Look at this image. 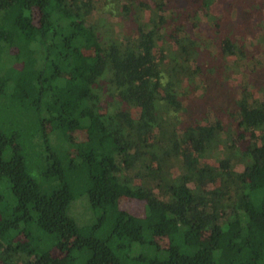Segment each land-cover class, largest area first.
<instances>
[{"label": "trees", "instance_id": "trees-1", "mask_svg": "<svg viewBox=\"0 0 264 264\" xmlns=\"http://www.w3.org/2000/svg\"><path fill=\"white\" fill-rule=\"evenodd\" d=\"M0 264H264V0H0Z\"/></svg>", "mask_w": 264, "mask_h": 264}, {"label": "rangeland", "instance_id": "rangeland-1", "mask_svg": "<svg viewBox=\"0 0 264 264\" xmlns=\"http://www.w3.org/2000/svg\"><path fill=\"white\" fill-rule=\"evenodd\" d=\"M249 40H251V39H249ZM231 66H232V64H231ZM221 68L222 69H219L220 71H218L219 77L227 78V80H230L229 85L231 87H233L234 85L240 86V80H237V77L234 76L233 72L230 69H227L226 67H221ZM231 76H234V78L232 77L233 79H230ZM210 78H212V77H210ZM213 78H215V76ZM214 85H216V84H214ZM123 207L126 211H129L135 215H143V213H144V205L139 204V203L123 201Z\"/></svg>", "mask_w": 264, "mask_h": 264}]
</instances>
